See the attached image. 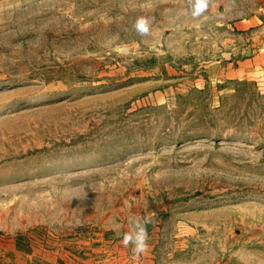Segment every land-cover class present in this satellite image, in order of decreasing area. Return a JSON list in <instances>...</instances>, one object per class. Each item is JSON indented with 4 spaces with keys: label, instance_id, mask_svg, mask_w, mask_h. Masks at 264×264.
<instances>
[{
    "label": "rangeland",
    "instance_id": "1",
    "mask_svg": "<svg viewBox=\"0 0 264 264\" xmlns=\"http://www.w3.org/2000/svg\"><path fill=\"white\" fill-rule=\"evenodd\" d=\"M196 4L0 0V264H264V0Z\"/></svg>",
    "mask_w": 264,
    "mask_h": 264
},
{
    "label": "clouds",
    "instance_id": "2",
    "mask_svg": "<svg viewBox=\"0 0 264 264\" xmlns=\"http://www.w3.org/2000/svg\"><path fill=\"white\" fill-rule=\"evenodd\" d=\"M208 7V0H197L195 15H200ZM146 21L141 19L138 22V31L141 34L147 33V28L145 27ZM151 222L148 216H145L142 220L137 219L134 223V230L125 233L121 239V243L124 247L132 246L134 254H142L148 247V231L147 225Z\"/></svg>",
    "mask_w": 264,
    "mask_h": 264
},
{
    "label": "crops",
    "instance_id": "3",
    "mask_svg": "<svg viewBox=\"0 0 264 264\" xmlns=\"http://www.w3.org/2000/svg\"><path fill=\"white\" fill-rule=\"evenodd\" d=\"M264 66V50L256 56L245 58L237 65L230 63L227 67L219 62L211 64L207 70L209 76L212 77H242L254 76L259 72V69Z\"/></svg>",
    "mask_w": 264,
    "mask_h": 264
}]
</instances>
